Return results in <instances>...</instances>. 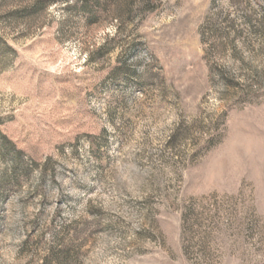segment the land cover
I'll return each instance as SVG.
<instances>
[{
  "label": "rangeland",
  "instance_id": "374dc122",
  "mask_svg": "<svg viewBox=\"0 0 264 264\" xmlns=\"http://www.w3.org/2000/svg\"><path fill=\"white\" fill-rule=\"evenodd\" d=\"M54 250L264 264V0H0V264Z\"/></svg>",
  "mask_w": 264,
  "mask_h": 264
},
{
  "label": "trees",
  "instance_id": "16d2710c",
  "mask_svg": "<svg viewBox=\"0 0 264 264\" xmlns=\"http://www.w3.org/2000/svg\"><path fill=\"white\" fill-rule=\"evenodd\" d=\"M66 258V254L61 250H54L50 253V255L46 256L43 260L42 264H58L60 261H64Z\"/></svg>",
  "mask_w": 264,
  "mask_h": 264
}]
</instances>
